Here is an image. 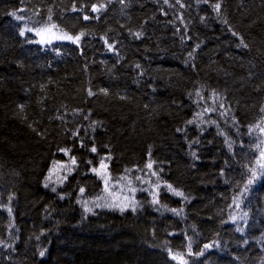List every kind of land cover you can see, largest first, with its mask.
Segmentation results:
<instances>
[{
    "label": "trees",
    "instance_id": "trees-1",
    "mask_svg": "<svg viewBox=\"0 0 264 264\" xmlns=\"http://www.w3.org/2000/svg\"><path fill=\"white\" fill-rule=\"evenodd\" d=\"M211 2L219 14L198 0H0V264H264V176L233 203L248 168L261 171L264 134L249 127H264V0ZM52 23L85 35L50 46L19 35ZM108 156L114 178H159L160 204L133 180L135 212L95 208L91 168ZM54 161L75 169L62 184Z\"/></svg>",
    "mask_w": 264,
    "mask_h": 264
},
{
    "label": "snow or ice",
    "instance_id": "snow-or-ice-1",
    "mask_svg": "<svg viewBox=\"0 0 264 264\" xmlns=\"http://www.w3.org/2000/svg\"><path fill=\"white\" fill-rule=\"evenodd\" d=\"M109 3L112 2V0H108ZM119 2L121 4L125 3V0H119ZM164 2L167 4L168 0H164ZM198 2L200 3H205V4H210L211 7L219 14L220 9H221V3L220 2H215L212 3L211 0H198ZM176 3L180 4L181 7H184V4L181 3V0H176ZM107 5L104 3H101L99 5L93 4L91 7V11L92 12H100L101 10H106ZM73 11H76L77 9L75 8V6L72 9ZM38 14V13H36ZM10 15L18 20V21H23L25 19L24 16H19L17 15L16 11H13L10 13ZM85 20L90 19V17L88 15H85L83 17ZM98 19L99 17H93ZM52 16H51V10H49V16H48V20L51 21ZM57 28V25L52 23L51 25H44L42 27L39 28H30L27 27L25 25V27L19 32V35L21 37L25 36L26 32H34L35 35L37 36H41V40L38 41L40 43H51L50 39H44V34L47 32H51L52 29ZM55 35V34H53ZM85 35V33L81 32L79 35L76 36H72L69 35L68 33H63L62 35L55 37L57 39H66L69 40L73 43H77L81 40V38ZM134 35L139 39L141 38V36L143 35L142 33H134ZM233 35H236L235 32H233ZM32 42V41H29ZM105 43H108L107 41H105ZM240 44L243 47H247L246 44H244L243 40L240 41ZM114 47V45H109V48L112 49ZM197 47H199V45H197ZM191 55V53L189 54ZM137 68H140V65L137 64L136 65ZM105 91L106 90H102ZM89 96L94 95L93 92L89 91ZM191 95V94H190ZM196 96L200 97V100H204L205 98L201 95V93L199 91H197ZM213 96H215L217 99H219V95L215 92H213ZM220 107L223 108L224 104L223 101L220 102ZM217 109L215 107H205L204 108V112H215ZM261 112L264 113V107L261 108ZM221 115H224V113L222 112ZM198 117H201V113H197ZM61 118L62 117H58ZM87 118V117H85ZM262 123H264V118H262ZM195 123V120H189L188 124H193ZM214 123V122H213ZM256 128H259V131L261 134H264V127H261L260 124L255 125V127L250 126L249 127V133L251 134V132H253ZM177 131H182L181 129H177ZM73 136H77L78 135V131L77 132H73L72 133ZM195 143H199V141H195ZM81 147H84V143L83 140L80 141ZM231 147V145H230ZM257 148H259V145H257ZM60 151H63L64 154L66 156L69 155V153H71V149L70 148H65V149H60ZM90 151L93 153L97 152V148L93 145L90 147ZM192 155L195 157L196 153L193 152ZM111 159L110 156L108 157H102L100 159L99 162V166H93L91 168V172L94 173L95 175H97V177L99 179H101L102 183H103V189H102V193L97 195L95 200L93 201V205L95 208H107V209H118L121 213H123L126 210H131L133 212L136 211L137 208V201H135L134 199V194L135 192L138 190V186H134L133 184V180L135 181H139L141 184L147 183L149 184L150 187L153 188V191L150 192V195H152L153 199H152V203L154 205L160 204V200H159V193H158V189L160 187V181L159 178L157 179V181L155 182V184L153 185V182L150 179H145L144 177L141 176H135L134 178H129L128 175H123V176H119V177H112L111 173L108 171V163L107 161H109ZM70 163L71 165L75 166L77 165V160L75 156H70ZM89 164L92 163V161H88ZM153 163L152 161H149V163L146 165V168L149 169L150 174L152 176H157V172L156 171H152V167H153ZM256 164L258 165L259 169L261 170L259 173L257 172L256 168H248V172L250 173V176L248 177L242 191L238 194V197L234 198L233 203L236 205V207H239V203H238V199L239 197L243 196L245 194V192L248 191V186L253 184L254 181L257 179L258 175L259 176H264V151L260 152V156L259 158H257L256 160ZM62 167L64 168V172L65 175H63V177H57V179L60 181V183L62 184L64 180H67V175L70 174L71 172H73L75 169L73 167H64V165L59 164V162H53V167ZM130 170H125L126 173H128ZM51 176H52V171L50 170L49 172V176L46 178V182H45V187L49 186V183L51 182ZM145 176H148V173H145ZM123 181H127V184H125L123 187H118L119 185H121V182ZM126 187L128 189L129 192H131L133 195L132 197H129L128 195H123V188ZM166 188L167 191L172 192L174 195L179 196V197H183L184 193L182 191H179L177 189H175L171 184H166ZM56 187H52L51 191L52 192H56ZM141 191H148V189L146 188H141L139 189ZM80 193L83 194L84 193V188H80ZM119 193V194H118ZM122 197V198H121ZM61 199H63V196H61ZM78 203L80 202L79 200L77 201ZM84 211L86 213H93V208L88 206V202L85 200L84 201ZM166 207V206H165ZM172 212H174L175 214L179 215L180 212H182L183 210L180 209L179 211L177 209H170ZM9 212H11V209H9ZM233 219H235L233 217ZM210 245H205V248H209ZM40 256H44V251H41ZM192 251H191V244H189L188 246V255H192ZM169 255L171 256L172 259L176 260L179 256V254H173L171 252V250H169ZM196 255H203V252H199L196 253ZM180 260L182 261V264H187L186 261H183L182 256L180 257Z\"/></svg>",
    "mask_w": 264,
    "mask_h": 264
},
{
    "label": "rangeland",
    "instance_id": "rangeland-1",
    "mask_svg": "<svg viewBox=\"0 0 264 264\" xmlns=\"http://www.w3.org/2000/svg\"><path fill=\"white\" fill-rule=\"evenodd\" d=\"M25 27V26H24ZM55 34V35H53ZM62 35L61 32H58L56 31L55 29H52L51 32H47L44 34V39H50L51 40V43H40L38 41L41 40V36H37L35 35L34 32H26L25 33V36H28V37H32L33 39H35V41L42 45V46H50V45H53V44H56V43H64V42H71L69 40H66V39H57L55 37H58ZM72 43V42H71ZM125 184H127V181H123L121 182V185H119L118 187H123ZM135 186V184H134ZM119 194V193H118ZM123 195H128L129 197H132V193L128 191V189L126 187L123 188ZM136 195H137V191L135 192L134 194V199L136 201ZM122 198V197H121ZM107 209V208H106ZM116 210V209H115Z\"/></svg>",
    "mask_w": 264,
    "mask_h": 264
}]
</instances>
